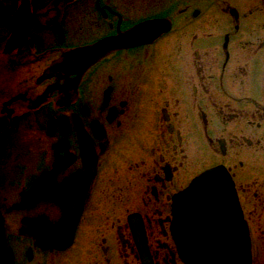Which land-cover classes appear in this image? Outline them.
Returning a JSON list of instances; mask_svg holds the SVG:
<instances>
[{
  "label": "flooded vegetation",
  "instance_id": "flooded-vegetation-1",
  "mask_svg": "<svg viewBox=\"0 0 264 264\" xmlns=\"http://www.w3.org/2000/svg\"><path fill=\"white\" fill-rule=\"evenodd\" d=\"M150 21L168 30L75 59ZM22 135L30 165L10 159ZM215 166L233 182L250 264H264V0H0V213L14 264H184L173 201Z\"/></svg>",
  "mask_w": 264,
  "mask_h": 264
},
{
  "label": "water",
  "instance_id": "water-1",
  "mask_svg": "<svg viewBox=\"0 0 264 264\" xmlns=\"http://www.w3.org/2000/svg\"><path fill=\"white\" fill-rule=\"evenodd\" d=\"M168 28L164 26L161 21H150L140 26H137L133 30H130L124 35L118 37H110L102 39L90 47L80 50L77 55L90 57L85 65H90L97 58L104 55L107 52L116 50L122 47H130L140 43L151 42L157 38L161 33L167 31ZM15 37L12 39L14 40ZM229 190V195L222 196L220 193L222 191ZM219 193L220 200L225 199L227 201V216L229 217L225 220L226 234L221 237L219 245L220 252L211 253L210 247L207 243H204L199 238L198 241L203 244V252L198 251L197 245L194 244V209L195 206L199 205L204 207L205 201H210L212 195ZM26 194L31 195L29 197V202L34 201L36 197H33V189L31 188ZM184 194L185 200L182 201L181 205L177 209L178 216L174 219V230L178 235V240L181 244V250L187 264H248L250 261V251L249 243L245 241V227L242 222H239V216L241 212L239 209L237 196L235 189L233 187V182L230 179L227 171L222 166H216L202 172L198 177L191 181L188 187L182 192ZM215 197V196H214ZM213 197V198H214ZM208 214L211 215V209L218 208V204L214 205L210 203ZM222 207H224L222 205ZM218 214V212H216ZM206 216V215H205ZM223 218V217H222ZM206 220V218H205ZM242 221V220H241ZM205 222V221H204ZM196 226V225H195ZM206 226V224H204ZM208 228V227H205ZM230 231V235L228 232ZM228 231V232H227ZM235 231V232H233ZM240 232L241 237V250H236L238 246L235 244L234 237L236 238V233ZM199 235L201 232H198ZM211 235L209 230H204V235ZM247 238V234H246ZM235 251L237 253H235ZM219 256V257H218ZM196 261V262H195ZM0 264H13L12 263V253L8 245V239L4 230V222L2 215L0 213Z\"/></svg>",
  "mask_w": 264,
  "mask_h": 264
},
{
  "label": "bare ground",
  "instance_id": "bare-ground-1",
  "mask_svg": "<svg viewBox=\"0 0 264 264\" xmlns=\"http://www.w3.org/2000/svg\"><path fill=\"white\" fill-rule=\"evenodd\" d=\"M75 59L78 62H80L82 64H85V62H88L90 57L87 56V55H84V56L77 55V56H75ZM215 194L216 195H214V194L212 195V199L210 201L209 200L205 201L206 204L204 205V207L197 205V206H195V209H194V223H195L194 224V230H196V232L194 233V244L197 245L196 248L198 249V251H200L202 253H204L202 251L203 247L202 246H201V248H199V247L203 243L199 242V241H196V237H200L201 241H203L204 243H207V245L210 247V252L214 253L216 251L220 252L221 249H220V246H218V245H219L221 237L226 234V229H225L224 225H226L225 224V220L227 218L229 220V217L227 216V212H228L229 207L227 209V204L226 203H228V202L227 201L225 202V199H224V202H223V200H220V195L225 197V196L229 195V193L227 191H222L220 193V195H219V193H215ZM30 196L31 195L24 194L22 196V201H21L19 207L26 208L25 206L27 205V203H29V200H30L29 197ZM183 200H185V197H184V194H182V192L179 193L178 195H176L175 198H174V201H173V212H172L173 220H172V225H171L170 229H171V232L173 234L174 241H175V243H176V245L178 247V250H179V253H180V257L183 260L184 264H187V262L185 260V257L183 256V252L181 250L182 248H181V244H180V242L178 240V235H177V233H175V230L173 228L174 219L178 216V212H179V211H177V209L179 208V206L181 205ZM210 203H212L214 205L218 204V208L216 207V209L215 208L211 209V211H212L211 215L208 214V211L210 209V207H208V205ZM222 205L224 207H222ZM216 212H218V214H216ZM205 218H206V220H205ZM239 220H240L239 222L243 223V221H241V216H239ZM204 224H206V226H204ZM60 227H62V226H59V227L56 228V232L54 233L55 235H53L54 236V241L58 242V243H62L64 238H65L64 235H63L62 230L60 229ZM205 227H208V228H205ZM204 230H209L211 235L210 236L208 234L204 235ZM197 231L201 232V234L199 235V233H197ZM50 232L47 233V235L42 234L41 235L42 236L41 240H43V241L49 240V236H50V234H52L54 232V230H50ZM233 232H235V231H233ZM228 234L230 235V231L228 232ZM240 234H241L240 232H237L236 233L237 237L236 238L234 237L235 244H236V246H238V248H236V250H239V254H240V250H241V237H240ZM245 241L247 242L246 234H245ZM8 245H9V243H8ZM9 248H10V246H9ZM218 252H216V253H218ZM11 253H12V251H11ZM235 253H237V252L235 251ZM250 261H251V257H250ZM250 261H248V264H250ZM12 263H13V255H12Z\"/></svg>",
  "mask_w": 264,
  "mask_h": 264
},
{
  "label": "rangeland",
  "instance_id": "rangeland-1",
  "mask_svg": "<svg viewBox=\"0 0 264 264\" xmlns=\"http://www.w3.org/2000/svg\"><path fill=\"white\" fill-rule=\"evenodd\" d=\"M34 145H35L34 137L27 136V135L20 136L19 140L17 141V146L14 147V151L17 152V154H18V157L16 158L18 160L16 161L14 157H11L10 158L11 162L15 161V163H18V164L19 163L21 164L22 162H25L26 164L29 163V165H30L31 162L34 159V154L31 151V147L32 146L34 147ZM20 154H22V155L19 156ZM115 161H116V158H114L112 160V163L115 162Z\"/></svg>",
  "mask_w": 264,
  "mask_h": 264
}]
</instances>
